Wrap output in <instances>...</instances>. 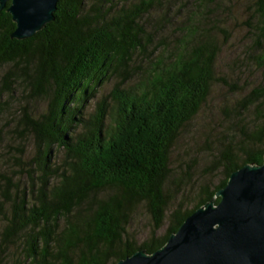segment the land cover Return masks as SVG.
I'll return each instance as SVG.
<instances>
[{"label":"trees","instance_id":"obj_1","mask_svg":"<svg viewBox=\"0 0 264 264\" xmlns=\"http://www.w3.org/2000/svg\"><path fill=\"white\" fill-rule=\"evenodd\" d=\"M167 1L58 0L54 19L25 39L10 36L15 23L0 12V117L1 95L20 89L27 101L12 133L31 137L34 148L27 162L10 156L25 169V184L7 162L0 172V264H115L137 250L151 253L211 200L232 171L262 163L264 87H255L217 141L214 159L223 178L199 186L188 199L191 208H183L182 199L159 233L171 200V148L212 88L231 85L216 68L218 37L228 35L220 25L226 3L195 0L177 20ZM250 10L248 26L264 65V0H254ZM170 17L181 33L158 35L153 24ZM113 79L87 111L89 99ZM34 99L45 102L44 110L29 107ZM247 109L256 119L237 122ZM139 203L152 221L140 241L129 229Z\"/></svg>","mask_w":264,"mask_h":264},{"label":"rangeland","instance_id":"obj_2","mask_svg":"<svg viewBox=\"0 0 264 264\" xmlns=\"http://www.w3.org/2000/svg\"><path fill=\"white\" fill-rule=\"evenodd\" d=\"M226 3L225 9L221 8L223 15V25L227 28L228 35L223 37L221 34L218 39L222 43L217 57V72L227 77L231 83L230 86L215 85L204 105L197 115L187 123L175 143L173 144L170 156L169 167L170 176L167 187H170L171 200L166 219L159 233L166 226L169 211L177 206L182 199L183 208H191L192 200L199 186L207 184L216 185L223 178L222 168L216 164L215 155L216 145L227 128L234 121V110L239 107L240 99L245 96L251 88L264 87V65L260 63L257 57V50L254 47L252 34V25L249 17L252 12L251 4L254 0H222ZM170 6V13L179 16L186 14L188 6L196 5L195 0H170L167 1ZM156 14V13H155ZM171 19L167 24L154 23L157 34L163 36L170 35L175 38L181 33V27L175 19ZM249 25V26H248ZM173 39L172 42H175ZM168 42V41H167ZM164 43V42H163ZM176 43V42H175ZM168 54V52H165ZM138 65V56L135 59ZM142 62V61H141ZM3 69L0 71V75ZM138 82V73L132 77L130 83L135 85ZM114 79L106 82L98 89L94 98L89 99L87 111H90L97 99L106 95L112 88ZM1 85V84H0ZM1 101L4 102L5 113L0 117V172L3 171V165L7 162L12 174L20 178V183L28 180L23 169L10 156H22V161L27 162L34 154L33 140L31 137L21 139L12 133V122L14 116L21 114V107L26 103L27 98L17 89L12 96L1 95ZM32 110L40 112L45 108V102L34 99L29 103ZM256 113L252 109L244 111L241 119L237 122L247 125L256 119ZM22 150V153L20 151ZM54 154L62 156L61 151L54 149ZM59 159V158H58ZM17 180V179H15ZM188 201V202H187ZM152 221L143 204H138L133 213L132 221L129 224L130 231L137 237V240L143 239L148 235ZM9 264V259L7 260Z\"/></svg>","mask_w":264,"mask_h":264},{"label":"water","instance_id":"obj_3","mask_svg":"<svg viewBox=\"0 0 264 264\" xmlns=\"http://www.w3.org/2000/svg\"><path fill=\"white\" fill-rule=\"evenodd\" d=\"M57 1L0 0V12L5 9L15 23L10 36H33L54 19ZM115 264H264V156L259 165L232 171L160 248L137 250Z\"/></svg>","mask_w":264,"mask_h":264}]
</instances>
